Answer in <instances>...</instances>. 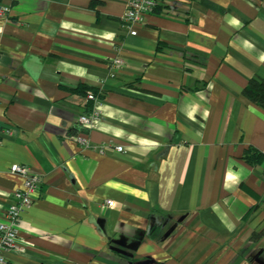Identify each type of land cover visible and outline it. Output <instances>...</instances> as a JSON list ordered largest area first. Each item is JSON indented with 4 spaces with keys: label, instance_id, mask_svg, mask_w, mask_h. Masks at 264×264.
<instances>
[{
    "label": "crops",
    "instance_id": "crops-1",
    "mask_svg": "<svg viewBox=\"0 0 264 264\" xmlns=\"http://www.w3.org/2000/svg\"><path fill=\"white\" fill-rule=\"evenodd\" d=\"M127 1L0 0V222L10 166L41 176L3 264H264V0H159L136 35Z\"/></svg>",
    "mask_w": 264,
    "mask_h": 264
},
{
    "label": "built area",
    "instance_id": "built-area-1",
    "mask_svg": "<svg viewBox=\"0 0 264 264\" xmlns=\"http://www.w3.org/2000/svg\"><path fill=\"white\" fill-rule=\"evenodd\" d=\"M159 0H128L126 11L124 13V22L131 35H136L137 25L146 22L147 16L157 7ZM9 6H0V17H6L9 13ZM124 64L121 57H115L111 61V67L116 71ZM87 98L93 106L89 113L81 116L80 120L86 127H91L99 118L101 113L102 99L100 94L94 91H88ZM75 139L84 147H92L101 152L111 149L110 146H95L88 137L75 135ZM114 150L123 151L122 145H116ZM9 171L13 174L21 175L24 179L23 188L14 192V201L8 206L4 219L0 222V264L7 261L5 253L10 250L19 249L17 222L21 213L33 203L41 186V176L32 167L26 164L14 163ZM114 201L107 200V205L112 206Z\"/></svg>",
    "mask_w": 264,
    "mask_h": 264
},
{
    "label": "trees",
    "instance_id": "trees-1",
    "mask_svg": "<svg viewBox=\"0 0 264 264\" xmlns=\"http://www.w3.org/2000/svg\"><path fill=\"white\" fill-rule=\"evenodd\" d=\"M244 93L250 100L264 107V78L252 79ZM243 158L249 164H257L264 161V153L255 148H248Z\"/></svg>",
    "mask_w": 264,
    "mask_h": 264
}]
</instances>
